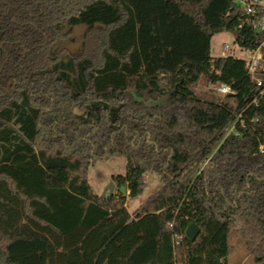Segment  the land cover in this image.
<instances>
[{"label": "trees", "instance_id": "16d2710c", "mask_svg": "<svg viewBox=\"0 0 264 264\" xmlns=\"http://www.w3.org/2000/svg\"><path fill=\"white\" fill-rule=\"evenodd\" d=\"M236 25L233 0H0V264H227L234 229L264 264V97L243 60L210 55ZM200 80L233 94L201 100ZM109 158L127 196L88 184Z\"/></svg>", "mask_w": 264, "mask_h": 264}, {"label": "rangeland", "instance_id": "374dc122", "mask_svg": "<svg viewBox=\"0 0 264 264\" xmlns=\"http://www.w3.org/2000/svg\"><path fill=\"white\" fill-rule=\"evenodd\" d=\"M83 28H75L73 31L74 42L65 41L62 43V47L68 50V52H74L79 49L81 42V35ZM236 37L233 32H221L215 34L210 41V55L213 58L221 57V47L223 44L229 46L231 56L240 58V49L236 44ZM212 85H208L204 80H200L193 88L194 95L204 101H211L213 99H220L215 92L211 89ZM125 161L122 158H109L107 160L97 161L91 165L87 170V181L92 192L101 197V195L108 190L110 183L114 177L125 175ZM146 188L142 195L126 199V207L131 217L139 211L141 206L146 200L155 192L159 186V178L155 175H147L145 178ZM112 192L118 195L127 196V192L124 188L116 189L113 184ZM111 192V193H112ZM106 192L105 194H109ZM228 254L226 257L227 264H257L253 261L252 257L245 251L242 239L237 235L236 230H231L227 237Z\"/></svg>", "mask_w": 264, "mask_h": 264}, {"label": "built area", "instance_id": "2783aa9c", "mask_svg": "<svg viewBox=\"0 0 264 264\" xmlns=\"http://www.w3.org/2000/svg\"><path fill=\"white\" fill-rule=\"evenodd\" d=\"M233 10L237 13V25L233 30L235 37L244 31H250L255 34L257 42L254 49L240 45V58H238L245 62L250 82L257 89V96L253 101V104L256 105L257 99L264 97V0H233ZM242 41H245V36L242 37ZM231 52L228 45H222L221 57L231 56ZM211 89L221 98L233 94L228 86L222 84L214 85ZM229 134H233L235 137L239 136L238 131L234 128V123H229L224 129V138ZM260 151H264V146H260ZM178 242L179 239L174 240L175 245Z\"/></svg>", "mask_w": 264, "mask_h": 264}, {"label": "water", "instance_id": "95a60500", "mask_svg": "<svg viewBox=\"0 0 264 264\" xmlns=\"http://www.w3.org/2000/svg\"><path fill=\"white\" fill-rule=\"evenodd\" d=\"M148 106H150V104H148ZM112 190H113V183H110L107 191L111 193ZM106 192H104L101 195V197H104ZM198 234H199V228H198V226L195 225V224H193V223H190V224H188V226L184 230L183 238L187 242L192 243L196 239V237L198 236Z\"/></svg>", "mask_w": 264, "mask_h": 264}]
</instances>
